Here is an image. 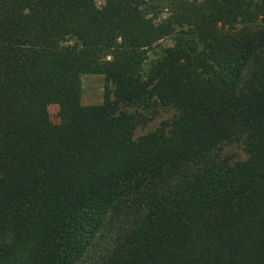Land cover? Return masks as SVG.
<instances>
[{
	"label": "trees",
	"instance_id": "trees-1",
	"mask_svg": "<svg viewBox=\"0 0 264 264\" xmlns=\"http://www.w3.org/2000/svg\"><path fill=\"white\" fill-rule=\"evenodd\" d=\"M142 4L0 0V264H264V0ZM148 102L175 114L134 138Z\"/></svg>",
	"mask_w": 264,
	"mask_h": 264
},
{
	"label": "rangeland",
	"instance_id": "rangeland-1",
	"mask_svg": "<svg viewBox=\"0 0 264 264\" xmlns=\"http://www.w3.org/2000/svg\"><path fill=\"white\" fill-rule=\"evenodd\" d=\"M96 6L100 7L103 0H94ZM142 12L145 17L149 18L153 22H158L167 17L168 11L171 5V0H142ZM173 35L166 36L156 41L151 48L147 49L144 59L140 66V71L146 73L151 62L158 58L163 49L173 44ZM81 85V103L84 105L97 104L102 101V95L104 87L109 89V96L111 99H115L120 91V86L115 80H108L105 82L103 75L100 74H81L80 75ZM128 112H133L136 119L137 125L133 131V137L142 135L148 131L153 130L159 126L162 122L168 124L171 117L175 114V110L170 107H161L153 102L138 106H125ZM49 118L53 122H57V107L55 104H49L46 107ZM226 155L233 159H243L244 154L241 150L239 143H233L226 145L223 148Z\"/></svg>",
	"mask_w": 264,
	"mask_h": 264
}]
</instances>
